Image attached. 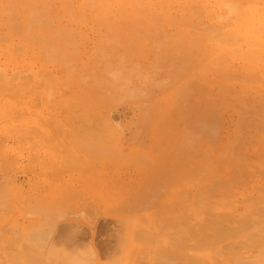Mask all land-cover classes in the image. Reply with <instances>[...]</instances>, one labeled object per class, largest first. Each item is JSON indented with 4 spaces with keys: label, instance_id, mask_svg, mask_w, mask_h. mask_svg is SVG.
I'll use <instances>...</instances> for the list:
<instances>
[{
    "label": "rangeland",
    "instance_id": "374dc122",
    "mask_svg": "<svg viewBox=\"0 0 264 264\" xmlns=\"http://www.w3.org/2000/svg\"><path fill=\"white\" fill-rule=\"evenodd\" d=\"M100 1L107 5L100 7ZM250 2L239 10L241 2L227 0H0V264H75L72 249L50 248L55 225L62 223L59 234L64 224H74L61 245L83 246L89 243V236L84 241L82 230L90 228L92 235L98 221L104 219L118 220L122 231L119 252L106 264H183L178 258L181 249L172 246L170 229L164 224V228L158 227L153 213L136 208L130 195L136 190L180 187L196 174L208 176L215 155L208 146L212 142L216 143L211 146L220 140L221 152L228 160L252 158L251 151L244 149L248 145L249 150L253 148L249 140L254 132L264 140L260 107L256 114L250 108V104L264 106V0ZM111 6L119 11L110 13L107 9ZM10 7L17 10L10 11ZM21 7L26 8L25 13ZM100 29L112 34L122 30L120 37L125 38L119 47L125 65L140 72L158 59L172 67L183 53L196 61L202 60L205 52L213 61L223 60L220 56L228 58L234 63L231 68H219L216 74L213 69L211 79L202 75L201 81L216 85L219 81V88L230 86V95L237 100L234 108L239 110L230 113L229 92L225 99L208 101V122L201 133L187 125L184 112L182 116L176 110L184 97L179 82L171 88L172 97L167 101L164 94H153L159 85L147 80L140 94H115L100 106V113L95 112L103 125L112 123L110 127L118 129L125 124L133 134L141 130L138 138L119 128L123 143L116 130L99 126L95 132L101 138L95 146L70 139L69 135L75 134L73 123L57 122L55 116L78 117L75 111L81 102L71 110V98L78 93L75 87L85 89L89 79L79 67L93 61L90 45L76 38L92 40L94 31ZM102 35L98 32L96 37ZM47 40L58 46L64 44L61 41L68 42L64 49L45 50L40 43ZM57 69L64 70L62 78ZM200 96L199 104L206 94L201 91ZM242 97L247 98L246 104H240ZM239 111L247 116L242 119ZM204 116H199L200 121ZM180 155H191L186 169ZM195 157L201 162H193ZM85 222L94 223L93 228L82 224ZM117 231L118 227L113 235ZM174 251L177 260L171 258ZM77 261L94 264L93 258Z\"/></svg>",
    "mask_w": 264,
    "mask_h": 264
},
{
    "label": "bare ground",
    "instance_id": "6f19581e",
    "mask_svg": "<svg viewBox=\"0 0 264 264\" xmlns=\"http://www.w3.org/2000/svg\"><path fill=\"white\" fill-rule=\"evenodd\" d=\"M227 1H231L232 3L234 2L235 4L237 2H241V5H238L239 10L243 9L245 6H248L249 3H251L250 0ZM103 2L100 1V7L101 5H107V2L104 4ZM112 5H114V2H112ZM121 6L123 7V5ZM112 7L114 6H111L109 7V9H107L110 13H116L117 11H119ZM140 7L145 6L140 5ZM230 7L232 8V12H235V9L233 8L234 6ZM21 8L22 13H25L26 8ZM252 9L254 10L253 6ZM9 10L16 11L17 9L16 7H10ZM9 13L10 12H7V15H9ZM97 16L98 15H93L92 17L95 18ZM242 18L245 19L247 18V16L242 15ZM254 25L255 24H253V27H255ZM103 31L105 30L100 29L99 31H94L93 36L95 37L92 38V40L88 37H84L82 39L76 38V40L78 39L79 42L84 41V44L90 45L89 48L91 49V58L93 59V61L88 65H82L79 67L84 71V73L87 74L89 79L87 81V87L85 89H82L80 86L75 87L78 93L71 98V103H73L71 110L74 109L75 104L78 100H80L81 102V106L79 107L78 111H75L78 112V117L62 118L60 115L55 116V120L57 122L68 121L71 125L73 123V133L75 134L69 135L70 139L77 140L78 142L85 141L84 145L90 144L95 146L98 144L97 142H99L101 138L99 134L95 132L96 129L99 128V126L106 128L107 131L113 129L116 130L119 138H121V140L123 139L124 141V134L119 131V128H121L123 132L126 131L128 136L134 139L138 138L141 130L138 134H133V130L125 127V124L122 127L119 126L118 129H116L115 127H110L112 123L110 126H107L105 124L103 125V122L101 121L102 118L99 117L98 119L95 112H97L96 110H98V112L100 113V106H102L101 108H103L104 105L108 104L107 101L109 97L115 94H140L145 89V84L148 82L147 80H151L153 84L159 85V89L153 94H164L165 96H167L165 99L167 101L172 97L171 88L173 86H176L175 83L179 82L178 84L180 88L178 89L186 99H189V103L185 102L183 97V100L176 104V106H178V109L176 110H179V112L181 111L182 116L184 112L187 125L191 126V128L193 127V129H199L201 133L204 131L203 127H205V125H207L206 123L208 122L207 120L209 111L206 107L208 105V101L218 102L219 97L225 99V97L227 96V92H229V101L230 103H233L230 113H233L235 110H239L238 108H234L235 106L237 107V100L236 98H234L235 96L232 95L231 97L230 86L219 88V81L217 85L214 83L201 81L202 75L207 76V78L211 79L213 69L216 70V72H213V74H216L218 73L219 68H231V64L234 65V63H230L228 58L224 59L220 56V58L223 60L213 61L209 54L205 52L204 55L201 56L202 60L198 59V61H196L192 56V58H190V56L183 57V53L177 57V63L172 67H168L166 65L164 66L163 62L158 59V62H156L155 65H151L150 69H143L140 72V70L138 69L132 70V67L125 65L126 62H124L123 60V51H121V47H119L123 44L122 40H124L123 38H125V36L122 38L120 37V35H122V32L120 31L122 30H118L113 34L109 31H105V33ZM98 32H101V34H103L100 39L96 37ZM117 36H119V38H117ZM7 37L8 36H6L5 39ZM111 39L114 40L112 41ZM63 42L64 44L62 46H58L54 42H50L49 40H47L44 44L40 43V47L45 48V50H52V48L57 47L59 50H61L66 47L67 44L65 42L68 41H61L60 43ZM104 44H110V46L112 48H115L116 51H114L111 47L104 46ZM124 59H126V57ZM227 59L228 61H226ZM237 62L239 63V61ZM158 63H160V65L157 67ZM236 65L237 64H235V66ZM239 65L238 66L242 68V64L239 63ZM203 68H206V70H203ZM181 69L183 71L179 73ZM57 70H59V78H62V71L64 70ZM203 71H207L211 74H206ZM76 81L77 85H80V80ZM201 91L206 94V98H204L205 101H202L199 104ZM153 94L150 95L152 96ZM247 102V98L243 100L242 97V101H240V104H246ZM215 105L217 107L218 104L215 103ZM219 106H221V102L219 103ZM84 107L90 110V113H87L88 110H86ZM250 108H252V112H255V114L259 109V111H261V116L264 117V106L256 107L255 105L254 107L253 104H250ZM247 111H249V109H247L246 112ZM239 113L243 114L244 112L239 111L237 114ZM201 115L205 116L200 121L199 116ZM93 116L96 117L95 120L92 119ZM114 116L118 118L117 114ZM245 116H247V114H243L240 117L244 119ZM230 118L228 120L229 124ZM96 119H98V121H96ZM60 124L62 125V123H59V125ZM253 125H255V123H253ZM260 125H262V123ZM262 126V129H264V124ZM114 130L111 132H114ZM257 135L258 132H254L249 140V142L253 143V148L249 150L250 147L248 145L244 149V152L246 153L251 151V154H253L252 158H235L227 160L221 152L219 146L220 140L217 144L212 146L211 144H214L216 142H210L211 144H209L208 146L210 147V149H214L215 155L214 160L210 165V168H212V170L210 171V173H208V176L202 178L203 175L200 174L199 176L196 174L195 176H192V178H189L186 183H184L180 187L175 186L176 188L171 187L162 189L158 187L157 189L152 188V190H136L130 195L131 201L136 208H140L153 213L154 222L157 223L158 227L161 228L164 224L168 229H170L173 238V242H171L174 244L172 246H176L177 248L179 247V249H181L178 254V258L182 260L183 264H264V140L261 141L262 138ZM244 136L246 135H243V137ZM243 140L246 141L247 138L244 137ZM131 144L133 145L134 143H129V146ZM133 146L134 149L136 146ZM130 150L132 151L131 148ZM134 151L135 150H133L132 153ZM128 154L130 155V152ZM138 154L142 155V153ZM178 155L179 154H177L174 158H176ZM190 156L191 155H187L182 158L180 155V157H178L181 160L185 159L184 161L186 162V164L183 163L185 164V166H183V168L185 169L186 166L188 167L187 157L189 158ZM201 156L202 155H199V158L204 157ZM145 157L147 156L145 155ZM199 158L195 157V160L193 162H201ZM145 169L146 168H144V170ZM148 169L150 170L151 168ZM171 173L172 172H170V174ZM163 176L165 178V174ZM163 176H161V179ZM156 180L155 182L157 183L158 181ZM101 222V225L108 223L106 219L101 220ZM158 230L160 231V229ZM166 245L168 247V244ZM179 249L177 250L179 251ZM160 252L163 251L161 250ZM167 252L170 253L171 251L168 249ZM171 253H173V251ZM174 256H176L175 251L174 255H171V258L175 259L177 257ZM180 259L179 262L181 261Z\"/></svg>",
    "mask_w": 264,
    "mask_h": 264
},
{
    "label": "crops",
    "instance_id": "0c3cea01",
    "mask_svg": "<svg viewBox=\"0 0 264 264\" xmlns=\"http://www.w3.org/2000/svg\"><path fill=\"white\" fill-rule=\"evenodd\" d=\"M106 220L108 221V223H105L102 225H101L102 222L98 221V224H97L98 228L96 227L92 235H91V230H89L90 228L89 229L84 228V230H82L84 231L83 232L84 241H87L85 237L89 236V241H88L89 243L83 246L78 245V244H75V245L70 244L68 246L61 245V243L64 242L65 239H67V236L65 233L74 229V224L67 222L68 225L66 226V224H64V227H62L61 232L57 234V231L60 225L62 224V223H58L55 225L53 229V235H52V238L49 240V246L53 250H55V248L57 250H62L64 248H68L70 250L72 249L71 250L73 251L72 257H75L76 259L75 264L76 262H78L77 260L79 261L82 260V262L80 263H83L84 261H86V258H93L94 264H106L105 262H108L110 259H113L115 255L119 252L118 250L120 248V243H121L119 236H122L121 235L122 231L119 232L120 228L118 226L119 225L118 224L119 222H117L118 220H115V219L114 220L106 219ZM82 224L84 225L87 224L88 226H92L94 223L92 225H90L87 222L82 223ZM117 227H118L117 232L119 233L116 232L115 235H113L114 233H111V232L116 230ZM80 241H83L82 238L80 239ZM87 253H90L89 254L90 257L86 255Z\"/></svg>",
    "mask_w": 264,
    "mask_h": 264
}]
</instances>
